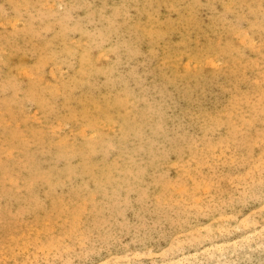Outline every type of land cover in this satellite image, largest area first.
Segmentation results:
<instances>
[{
	"label": "rangeland",
	"instance_id": "rangeland-1",
	"mask_svg": "<svg viewBox=\"0 0 264 264\" xmlns=\"http://www.w3.org/2000/svg\"><path fill=\"white\" fill-rule=\"evenodd\" d=\"M0 264H264V0H0Z\"/></svg>",
	"mask_w": 264,
	"mask_h": 264
}]
</instances>
